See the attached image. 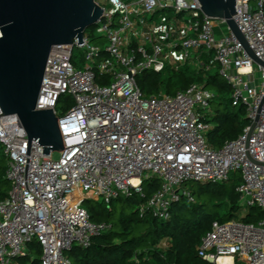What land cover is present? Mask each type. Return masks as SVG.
I'll return each mask as SVG.
<instances>
[{
	"label": "built area",
	"instance_id": "obj_1",
	"mask_svg": "<svg viewBox=\"0 0 264 264\" xmlns=\"http://www.w3.org/2000/svg\"><path fill=\"white\" fill-rule=\"evenodd\" d=\"M95 1L103 9L96 22L102 36L92 42L85 31L83 44L75 39L54 46L37 101V109H53L58 117L59 158L43 154L19 116L0 106L10 185L0 200V264L28 257L33 243L41 247L40 264H72L75 246H90L109 228L91 219L86 200L109 205L137 195L145 199L138 206L142 215L166 221L174 203L194 201L189 183H223L238 174L242 207L264 213V66L225 20L203 13L199 0ZM236 11L250 48L264 60V0H236ZM76 47L83 51L81 66ZM205 56L219 65L233 102L247 107L251 124L257 120L250 136L249 125L220 148L207 138L213 90L192 83L172 94L148 95L137 84L145 71L205 67ZM65 94L73 105L59 113ZM152 180L158 188L147 196L144 182ZM198 254L212 264H264V217L214 221Z\"/></svg>",
	"mask_w": 264,
	"mask_h": 264
},
{
	"label": "trees",
	"instance_id": "obj_2",
	"mask_svg": "<svg viewBox=\"0 0 264 264\" xmlns=\"http://www.w3.org/2000/svg\"><path fill=\"white\" fill-rule=\"evenodd\" d=\"M95 25L91 26L93 28ZM87 32V30H86ZM205 67L185 64L164 71H145L137 84L145 94H172L192 83H201L216 93L212 110L206 119L211 124L208 142L215 148L234 140L251 125L247 107L233 102L232 88L220 75L219 65L204 57ZM81 66V64H76ZM105 83V81H101ZM235 107L232 109V107ZM7 158L0 156V200L8 196L10 185L5 178ZM238 174L223 183L194 184V201L181 200L172 205L171 216L164 221L151 212L141 214L138 206L145 201L137 195L120 197L109 205L86 200L85 207L94 222H105L109 228L93 238L88 247L75 246L69 255L72 264H212L198 254L202 237L213 222L239 219L256 223L264 217L257 207L244 209L237 185ZM146 195L158 188L155 180L144 182ZM32 253L13 264H40L41 247L31 244Z\"/></svg>",
	"mask_w": 264,
	"mask_h": 264
},
{
	"label": "water",
	"instance_id": "obj_3",
	"mask_svg": "<svg viewBox=\"0 0 264 264\" xmlns=\"http://www.w3.org/2000/svg\"><path fill=\"white\" fill-rule=\"evenodd\" d=\"M203 13L223 19L257 64L234 15L236 0H199ZM103 9L95 0H0V106L17 114L29 140L43 145V154L62 151L63 137L53 109H37L48 58L54 46L83 44L85 31ZM257 120L250 125L249 136Z\"/></svg>",
	"mask_w": 264,
	"mask_h": 264
},
{
	"label": "rangeland",
	"instance_id": "obj_4",
	"mask_svg": "<svg viewBox=\"0 0 264 264\" xmlns=\"http://www.w3.org/2000/svg\"><path fill=\"white\" fill-rule=\"evenodd\" d=\"M96 27H97V25L95 24V26H94L93 28L89 27V28L87 29V32H86L87 34L90 35V39L92 40V42H96V40H97L100 36H102V34L99 33V32L97 31ZM74 53H75V60L77 61V63H78V64L82 63V61H83V60H82V56H83V51H82V49L76 47ZM256 76H257V77L259 76V72L256 73ZM259 82H260V80H258L256 84L258 85ZM72 105H73V99H72V97L69 96V95H66V94L63 95V96L60 98V101H59V104H58V111H59V113H61L62 111L67 110V109L70 108ZM239 105H240V104H238L236 107L238 108ZM234 108H235V107L233 106L232 109H234ZM211 110H212V109H211ZM3 149H4L3 145H0V156L3 154ZM59 156H60V152L55 151V152L53 153V158H54V159L59 158ZM194 184H198V183H193V182H192V183H189V184L187 185V187L191 189V187H192ZM92 201H94V200H92ZM95 202H97V201H95ZM245 210H246V208H245Z\"/></svg>",
	"mask_w": 264,
	"mask_h": 264
},
{
	"label": "bare ground",
	"instance_id": "obj_5",
	"mask_svg": "<svg viewBox=\"0 0 264 264\" xmlns=\"http://www.w3.org/2000/svg\"><path fill=\"white\" fill-rule=\"evenodd\" d=\"M222 259H224V258H222ZM222 259H221V260H222Z\"/></svg>",
	"mask_w": 264,
	"mask_h": 264
}]
</instances>
